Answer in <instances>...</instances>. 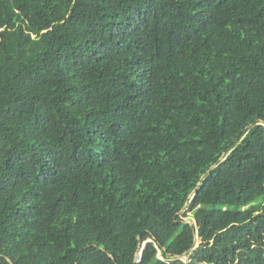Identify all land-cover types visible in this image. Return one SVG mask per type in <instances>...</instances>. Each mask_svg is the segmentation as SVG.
Listing matches in <instances>:
<instances>
[{"label": "trees", "instance_id": "obj_1", "mask_svg": "<svg viewBox=\"0 0 264 264\" xmlns=\"http://www.w3.org/2000/svg\"><path fill=\"white\" fill-rule=\"evenodd\" d=\"M0 264H264V0H0Z\"/></svg>", "mask_w": 264, "mask_h": 264}, {"label": "rangeland", "instance_id": "obj_2", "mask_svg": "<svg viewBox=\"0 0 264 264\" xmlns=\"http://www.w3.org/2000/svg\"><path fill=\"white\" fill-rule=\"evenodd\" d=\"M184 259H188V257H187V256H185V257H184Z\"/></svg>", "mask_w": 264, "mask_h": 264}, {"label": "built area", "instance_id": "obj_3", "mask_svg": "<svg viewBox=\"0 0 264 264\" xmlns=\"http://www.w3.org/2000/svg\"><path fill=\"white\" fill-rule=\"evenodd\" d=\"M138 260H140V257H138Z\"/></svg>", "mask_w": 264, "mask_h": 264}]
</instances>
